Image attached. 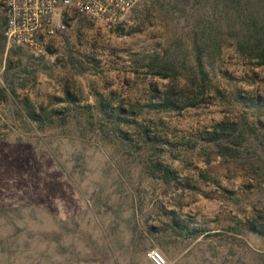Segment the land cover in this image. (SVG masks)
Listing matches in <instances>:
<instances>
[{
	"label": "rangeland",
	"instance_id": "rangeland-1",
	"mask_svg": "<svg viewBox=\"0 0 264 264\" xmlns=\"http://www.w3.org/2000/svg\"><path fill=\"white\" fill-rule=\"evenodd\" d=\"M223 10L140 0L117 24L67 20L36 56L8 43L0 5V264H264V66L209 49L206 103L153 107ZM224 121L222 147L201 137Z\"/></svg>",
	"mask_w": 264,
	"mask_h": 264
},
{
	"label": "trees",
	"instance_id": "trees-1",
	"mask_svg": "<svg viewBox=\"0 0 264 264\" xmlns=\"http://www.w3.org/2000/svg\"><path fill=\"white\" fill-rule=\"evenodd\" d=\"M224 13L222 35L216 33L215 28L209 25L202 36L196 37L192 49L195 56V65L190 69L183 85L174 83L161 96V102L153 104L160 111H183L187 108H195L209 99L212 91L210 74L206 69L205 57L209 49H217L219 52L225 47L233 48L241 57L249 60L254 66H264V0H217ZM152 61L149 67L153 74L163 78H172L179 82L180 66L177 61L169 60L166 63ZM5 92V89H2ZM15 95L16 92L12 91ZM26 109V116L33 122H41L35 114L34 107L28 99L22 102ZM134 111V109L132 110ZM237 125L229 122H221L213 127V131L203 139L222 147L228 133H234ZM205 137V138H204Z\"/></svg>",
	"mask_w": 264,
	"mask_h": 264
},
{
	"label": "built area",
	"instance_id": "built-area-1",
	"mask_svg": "<svg viewBox=\"0 0 264 264\" xmlns=\"http://www.w3.org/2000/svg\"><path fill=\"white\" fill-rule=\"evenodd\" d=\"M140 0H0L9 44L22 47L36 56L47 54L45 40L66 30L74 17H87L117 24ZM152 264H168L159 250L148 252ZM79 264H101L97 262Z\"/></svg>",
	"mask_w": 264,
	"mask_h": 264
},
{
	"label": "crops",
	"instance_id": "crops-1",
	"mask_svg": "<svg viewBox=\"0 0 264 264\" xmlns=\"http://www.w3.org/2000/svg\"><path fill=\"white\" fill-rule=\"evenodd\" d=\"M225 256L224 254L222 256H217L216 263L217 264H225ZM152 264V263H151Z\"/></svg>",
	"mask_w": 264,
	"mask_h": 264
}]
</instances>
